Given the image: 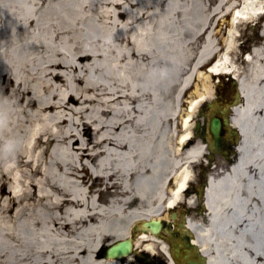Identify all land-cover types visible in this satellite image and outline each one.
Listing matches in <instances>:
<instances>
[{
	"label": "bare ground",
	"instance_id": "obj_1",
	"mask_svg": "<svg viewBox=\"0 0 264 264\" xmlns=\"http://www.w3.org/2000/svg\"><path fill=\"white\" fill-rule=\"evenodd\" d=\"M239 1L0 0V264H183L162 234L183 207L194 264H264V19L245 73L232 60L264 0ZM224 73L242 138L196 208L180 99L197 85L193 112Z\"/></svg>",
	"mask_w": 264,
	"mask_h": 264
},
{
	"label": "flooded vegetation",
	"instance_id": "obj_2",
	"mask_svg": "<svg viewBox=\"0 0 264 264\" xmlns=\"http://www.w3.org/2000/svg\"><path fill=\"white\" fill-rule=\"evenodd\" d=\"M213 87V95L210 99L202 101L198 117L195 119V129L190 132L193 133V140L199 142L202 147L200 162L194 167L189 188V192L194 196L196 208L200 206V197L208 177L215 167H226L231 163L236 156L239 142L238 133L235 132L230 118V103L237 100L235 85L226 75L213 78ZM179 224H182V221ZM174 229L179 232V228Z\"/></svg>",
	"mask_w": 264,
	"mask_h": 264
},
{
	"label": "rangeland",
	"instance_id": "obj_3",
	"mask_svg": "<svg viewBox=\"0 0 264 264\" xmlns=\"http://www.w3.org/2000/svg\"><path fill=\"white\" fill-rule=\"evenodd\" d=\"M241 1L242 0H240L238 3H241ZM263 19H264V17H258V18H254L251 21H249V20L248 21H241L240 22L241 25L238 26L239 36L237 39V43L239 46L237 47V50L232 54V60H235L237 62L238 67L242 70L243 73H245V70L247 69L246 64L242 61L243 54L245 52H249L251 49V46L258 44L260 42L261 39L258 38V33L260 31L261 23H262ZM216 26L219 29V31L221 32V34L224 33V31L227 30L228 26H229V17L228 16L220 17L217 21ZM217 76L220 77V75H213L212 77L216 78ZM194 81H196V80H194ZM196 88H198L197 85L192 84L181 95L180 113L176 119V121H177V127L176 128L180 129V125H178V121L181 117H188V115H190L189 116L190 118L195 119L196 109L200 104L196 107V109L193 112L189 113L188 109H189V103L191 102L192 98L195 95L194 90H196ZM212 94L209 96V98L212 96ZM239 102H241V100H239ZM183 210H185V208ZM156 255H158V256H155V258L153 256L152 259L149 258V260H147V261L150 262V264H166V263H161L162 261H164L163 255L159 254V252H157Z\"/></svg>",
	"mask_w": 264,
	"mask_h": 264
},
{
	"label": "water",
	"instance_id": "obj_4",
	"mask_svg": "<svg viewBox=\"0 0 264 264\" xmlns=\"http://www.w3.org/2000/svg\"><path fill=\"white\" fill-rule=\"evenodd\" d=\"M234 83H236V81L234 80ZM240 90V86H238V91ZM241 96L242 93H241V90L239 91ZM235 124V123H234ZM237 131L239 133H241V130L239 129V127L237 125H235ZM143 225H146L148 226L153 232L155 233H158V229L160 227V222L159 220H155V219H152L150 221H147L145 223H143ZM193 242V241H192ZM188 246L196 249V251H200V249L198 248L197 245L191 243H187ZM130 249H131V243H130V240L129 239H125V240H122L120 242H117L116 244L112 245L111 247H109L106 251V254L109 255V256H121V255H125L127 253L130 252ZM201 257L203 258V255H201Z\"/></svg>",
	"mask_w": 264,
	"mask_h": 264
}]
</instances>
